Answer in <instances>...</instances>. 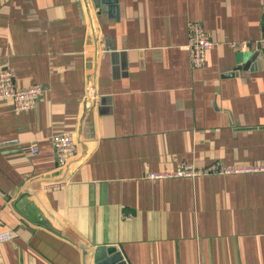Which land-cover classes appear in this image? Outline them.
Segmentation results:
<instances>
[{"label":"crops","instance_id":"crops-1","mask_svg":"<svg viewBox=\"0 0 264 264\" xmlns=\"http://www.w3.org/2000/svg\"><path fill=\"white\" fill-rule=\"evenodd\" d=\"M88 6L0 0V68L41 88L27 110L0 98V139L38 147L0 146V229L13 233L0 264H93L100 245L127 264H264V171L146 176L264 164V0ZM191 20L214 43L201 67ZM64 132L78 154L61 171L51 137Z\"/></svg>","mask_w":264,"mask_h":264},{"label":"built area","instance_id":"built-area-1","mask_svg":"<svg viewBox=\"0 0 264 264\" xmlns=\"http://www.w3.org/2000/svg\"><path fill=\"white\" fill-rule=\"evenodd\" d=\"M187 44L186 49L189 52V62L192 67H201L204 64L205 52L213 46V41L204 30L202 23L197 20L188 22L187 27ZM258 51L264 60V36L256 41ZM229 45L238 51H245L248 49V42L232 41ZM40 86L32 85L25 88H18L13 83V70L9 68H0V98H9L12 101L14 110H27L33 108L36 104L37 97L40 93ZM94 95V89L90 85L87 89V96ZM5 143L17 144L24 152H28L32 156L38 152L36 145L20 143L16 138L9 140H1L0 146ZM52 150L56 158L57 167L64 171L69 163L77 156V144L72 134L58 133L51 137ZM242 171H264V164L259 166H243V167H229L219 163H213L209 166L198 168L193 164L181 163L176 170L171 174H146L149 178L163 177L167 175L174 176H195L206 173H234ZM57 186V184H56ZM13 237L10 228L0 229V243L11 241Z\"/></svg>","mask_w":264,"mask_h":264},{"label":"water","instance_id":"water-1","mask_svg":"<svg viewBox=\"0 0 264 264\" xmlns=\"http://www.w3.org/2000/svg\"><path fill=\"white\" fill-rule=\"evenodd\" d=\"M89 1L91 2L94 8H100L102 11H104L105 5H113V7H115L117 0H89ZM89 1L83 0V3L87 8L88 13L90 11L88 6ZM67 236H69L74 242H76L81 248L84 249L80 241L77 238H75L72 234L67 233ZM92 262L93 264H127L123 259L120 251L114 245L97 246L92 256Z\"/></svg>","mask_w":264,"mask_h":264}]
</instances>
